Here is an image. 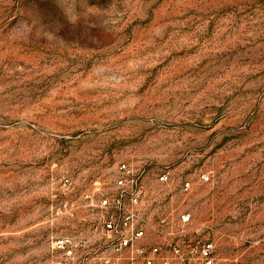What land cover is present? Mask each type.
<instances>
[{
  "label": "rangeland",
  "instance_id": "374dc122",
  "mask_svg": "<svg viewBox=\"0 0 264 264\" xmlns=\"http://www.w3.org/2000/svg\"><path fill=\"white\" fill-rule=\"evenodd\" d=\"M121 162L154 264L198 238L264 264V0H0V264L116 257Z\"/></svg>",
  "mask_w": 264,
  "mask_h": 264
},
{
  "label": "built area",
  "instance_id": "2783aa9c",
  "mask_svg": "<svg viewBox=\"0 0 264 264\" xmlns=\"http://www.w3.org/2000/svg\"><path fill=\"white\" fill-rule=\"evenodd\" d=\"M207 180L208 175H202ZM159 181L168 179V171L158 173ZM116 190L111 194L103 195L98 205L104 209L103 226L108 236L112 238V251L117 256L90 260L89 264H154L160 247L157 244L150 246L137 245L135 242L144 235V229L139 225L138 204L141 197V172L135 171L128 163L121 162L117 166L115 179ZM182 190L190 187L188 180L182 182ZM182 222L190 220V214L180 215ZM164 222V219H161ZM83 242L73 241L67 236L55 239L54 246L62 251L64 257H71ZM132 249L135 253L127 263H121L122 252ZM175 255L184 264H216L215 247L210 239L198 238L195 243L181 240L172 245ZM162 264H170L168 259H163Z\"/></svg>",
  "mask_w": 264,
  "mask_h": 264
},
{
  "label": "bare ground",
  "instance_id": "6f19581e",
  "mask_svg": "<svg viewBox=\"0 0 264 264\" xmlns=\"http://www.w3.org/2000/svg\"><path fill=\"white\" fill-rule=\"evenodd\" d=\"M125 253V252H124Z\"/></svg>",
  "mask_w": 264,
  "mask_h": 264
}]
</instances>
